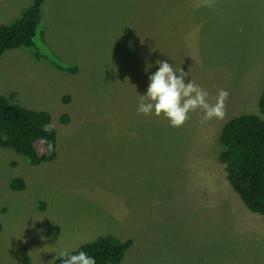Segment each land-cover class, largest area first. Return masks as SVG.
Returning <instances> with one entry per match:
<instances>
[{"label":"rangeland","instance_id":"1","mask_svg":"<svg viewBox=\"0 0 264 264\" xmlns=\"http://www.w3.org/2000/svg\"><path fill=\"white\" fill-rule=\"evenodd\" d=\"M31 1L0 0V23ZM39 27V48L78 71L19 49L0 57V89L50 113L58 148L31 165L0 147V264H21L23 245L34 264H49L107 233L132 239L118 264H264V215L218 161L229 118H264V0H44ZM157 60L189 72L185 83L211 103L227 90L224 117L202 123L192 112L176 128L138 115Z\"/></svg>","mask_w":264,"mask_h":264},{"label":"trees","instance_id":"2","mask_svg":"<svg viewBox=\"0 0 264 264\" xmlns=\"http://www.w3.org/2000/svg\"><path fill=\"white\" fill-rule=\"evenodd\" d=\"M43 3L44 0H32L18 17L0 23V57L9 49H22L59 71L75 73L77 65L63 63L37 44L39 36L44 39V30H39ZM259 109L264 113V88ZM61 120L67 122L68 115L64 114ZM45 124L53 125L48 111L30 109L0 94V147L14 149L31 165L53 161L58 155L57 131L53 125L50 132H45ZM219 142L222 148L218 161L232 189L250 211L264 215V118L256 113L229 118L220 130ZM24 186L25 180L21 177L11 181L13 189L21 190ZM132 243V239L107 233L71 251L73 254L85 251L95 258L96 264H118ZM21 264H34L25 245L21 248ZM49 264H61V259L57 257Z\"/></svg>","mask_w":264,"mask_h":264},{"label":"clouds","instance_id":"3","mask_svg":"<svg viewBox=\"0 0 264 264\" xmlns=\"http://www.w3.org/2000/svg\"><path fill=\"white\" fill-rule=\"evenodd\" d=\"M204 6L213 7L214 0H203ZM158 70L151 74L147 91L141 95L137 107L138 115L163 116L171 127H182L189 119L190 113L200 111L201 122L212 119H222L225 115L224 106L229 93L219 89L214 103L209 101V93L191 80L185 83L189 72L182 68L174 69L167 61L157 60ZM151 67V65H149ZM53 125L45 124L43 130L50 132ZM61 264H96L94 257L85 251L73 254L64 249L59 252Z\"/></svg>","mask_w":264,"mask_h":264},{"label":"crops","instance_id":"4","mask_svg":"<svg viewBox=\"0 0 264 264\" xmlns=\"http://www.w3.org/2000/svg\"><path fill=\"white\" fill-rule=\"evenodd\" d=\"M18 51L21 52V51H23V50L19 49ZM24 51H25V50H24ZM22 53H25V55H26L27 57H29V59H31V61H32L33 63L37 64V62L34 61V58L32 57V55H31L29 52L25 51V52H22ZM0 91L3 92V93H7L8 95H9L8 92H10V91H6V90L3 89V88H1ZM9 96H10V95H9ZM9 98L12 99V98H14V96H10ZM13 101H14V100H13ZM15 102H17V100H16Z\"/></svg>","mask_w":264,"mask_h":264}]
</instances>
